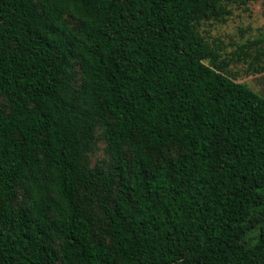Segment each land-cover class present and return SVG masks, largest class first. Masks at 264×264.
I'll return each mask as SVG.
<instances>
[{
  "label": "trees",
  "instance_id": "16d2710c",
  "mask_svg": "<svg viewBox=\"0 0 264 264\" xmlns=\"http://www.w3.org/2000/svg\"><path fill=\"white\" fill-rule=\"evenodd\" d=\"M239 2L0 0V264H264V95L228 71L264 36L200 31Z\"/></svg>",
  "mask_w": 264,
  "mask_h": 264
},
{
  "label": "rangeland",
  "instance_id": "374dc122",
  "mask_svg": "<svg viewBox=\"0 0 264 264\" xmlns=\"http://www.w3.org/2000/svg\"><path fill=\"white\" fill-rule=\"evenodd\" d=\"M232 14L227 21L206 20L200 25L201 33L214 46L221 47L223 56L231 59L239 45L264 36V0H245V2L230 4ZM264 46V42L261 44ZM256 48V47H254ZM256 53L255 49L250 51ZM248 61H231L228 71L239 82L248 84L255 91L264 95V72L258 73ZM106 155L105 142L99 140L97 149L92 154L95 164Z\"/></svg>",
  "mask_w": 264,
  "mask_h": 264
}]
</instances>
